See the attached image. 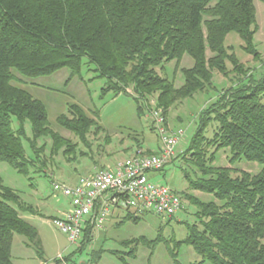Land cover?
<instances>
[{
	"label": "trees",
	"instance_id": "16d2710c",
	"mask_svg": "<svg viewBox=\"0 0 264 264\" xmlns=\"http://www.w3.org/2000/svg\"><path fill=\"white\" fill-rule=\"evenodd\" d=\"M257 29L254 0H0V162L30 179L29 166L45 164L41 156L47 139L55 150L65 146L63 154L74 153L76 145L52 130L44 104L19 86L20 77L64 67L77 72L85 65L104 79L101 94H128L138 116L157 110L166 126L169 108L212 87L213 72L227 79L230 75V85L217 90L200 111L181 155L188 190L213 196L202 201L187 191L176 192L181 201L187 195L196 207L193 223H185L184 240L200 257L195 264H264V74L256 76L232 46L224 44L226 35L234 32L242 50L257 59ZM184 54L193 65L181 68L183 83L175 86L155 68L172 60L178 64ZM67 111L57 122L81 142L92 130L101 131L81 106L72 103ZM208 126L210 137L204 134ZM221 149L229 150L230 165L244 158L260 164V170L251 174L214 166ZM38 172L47 176L42 168ZM115 209L133 222L147 213ZM20 212L39 214V209L35 212L0 177V264H13L14 234L25 237L26 245L41 257L38 231ZM93 227L87 220L81 243Z\"/></svg>",
	"mask_w": 264,
	"mask_h": 264
},
{
	"label": "rangeland",
	"instance_id": "374dc122",
	"mask_svg": "<svg viewBox=\"0 0 264 264\" xmlns=\"http://www.w3.org/2000/svg\"><path fill=\"white\" fill-rule=\"evenodd\" d=\"M254 4L258 25L254 34V44L259 52V58L253 59L250 54L242 50V41L234 32L226 35L224 44L232 46V51L239 61L251 66L256 76H261L264 74V3L254 0ZM192 65V58L184 54L178 64L172 60L155 69L175 86H180L183 83L181 68H189ZM228 67L230 68L229 65ZM20 78L22 82L18 83L19 86L44 104L52 130L76 145L74 153L63 154L65 146L55 150L51 146L52 141L47 139L41 156L45 164L41 165L36 161L35 167L29 166L30 179L18 174L10 165L0 162V177L3 184L14 189L24 202L34 207L35 212L39 209V214L29 212H20V214L38 231L41 257L34 247L26 245L25 237L14 234L11 243L12 263L64 264L71 261L78 264H195L199 262L198 254L184 240L187 234L185 223H193L196 210L187 195L182 197L183 209L172 217H161L147 212L137 222H133L123 219L124 211L113 208L100 227L90 228L86 242L80 241L83 232L75 243L69 242L67 235L57 228L52 220L63 217V214L70 209V200L61 193L53 191L51 182L57 180L71 184L79 176L92 174L101 166L104 169L111 168L118 160L128 157L138 146L149 153H157L160 139L157 131L151 128V117L148 112L144 111L138 116L136 104L128 94L115 95L112 92L101 94L104 79L95 77L85 65L80 66L77 72L64 67L46 75ZM228 79L213 72L212 87L195 92L169 108L166 116L168 130L181 129L183 134L174 146L173 159L162 169L145 173L149 180L167 185L179 194L187 191L186 194L190 193L202 201L213 199L208 193L188 190L184 177L187 167L181 155L189 146L198 125L200 111L214 99L217 90L230 85L231 80ZM72 103L81 106L90 117L95 119L96 126L101 128V131L96 129L94 133L92 130L87 135L85 143L57 122V117L66 114L68 105ZM149 104L153 106L152 98ZM209 126L204 133L207 137L212 134ZM41 143L39 141V145ZM23 145L26 153L31 155L27 143L24 142ZM229 158V150L221 149L216 152L212 164L232 166L251 174L257 173L261 168L257 162H249L244 158L230 165ZM41 168L47 176L38 172ZM47 201L56 209L47 208ZM60 208L63 212L58 211ZM158 236L162 239L152 244L151 242ZM202 264L211 263L204 261Z\"/></svg>",
	"mask_w": 264,
	"mask_h": 264
},
{
	"label": "built area",
	"instance_id": "2783aa9c",
	"mask_svg": "<svg viewBox=\"0 0 264 264\" xmlns=\"http://www.w3.org/2000/svg\"><path fill=\"white\" fill-rule=\"evenodd\" d=\"M150 117L160 139L157 153H147L138 147L113 167L79 176L73 184L57 180L51 182L53 191L70 200V209L63 217L52 220L67 235L69 242L75 243L79 239L87 220L100 227L113 208L130 209L138 215L153 212L161 217H170L181 210L179 195L169 186L149 180L145 173L160 170L168 163L183 131L168 130L157 110L151 111Z\"/></svg>",
	"mask_w": 264,
	"mask_h": 264
},
{
	"label": "crops",
	"instance_id": "0c3cea01",
	"mask_svg": "<svg viewBox=\"0 0 264 264\" xmlns=\"http://www.w3.org/2000/svg\"><path fill=\"white\" fill-rule=\"evenodd\" d=\"M141 148V147H140ZM109 163V162H108ZM75 181V180H74ZM48 203V207L47 208H49V209H52V210H54V209H56V207H54L53 205H51L50 203H49V201H47ZM97 208H98V203L96 204V210H97ZM59 212H63V209H61L60 208V210H58ZM64 215V214H63Z\"/></svg>",
	"mask_w": 264,
	"mask_h": 264
}]
</instances>
